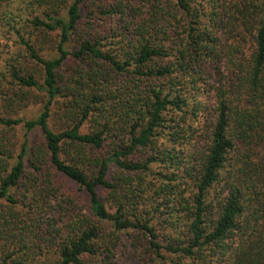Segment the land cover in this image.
Returning <instances> with one entry per match:
<instances>
[{
  "label": "trees",
  "instance_id": "16d2710c",
  "mask_svg": "<svg viewBox=\"0 0 264 264\" xmlns=\"http://www.w3.org/2000/svg\"><path fill=\"white\" fill-rule=\"evenodd\" d=\"M153 1L148 17L143 3L71 0L65 16L32 20L45 32L60 30L61 40L54 58H42L32 50L42 64L43 83L32 74H13L23 85L44 90L45 101L41 113L25 122L26 134L14 163L8 166L6 158H0L4 166L0 198L18 204L12 190L30 172L35 182H41L32 186L23 209L39 210L42 216L37 223L43 220L46 226L67 221L60 230L53 228L44 240L45 249L38 242L29 245L27 231L16 243L11 239L14 249L3 264H88L102 251L113 252L116 247L105 224L111 225L115 235L130 234L134 245L140 240L131 252L147 247L157 256L168 253L173 255L171 264H264V156L240 155L229 162L237 141L263 140L264 0H167L172 5L168 7L163 0ZM74 35L77 49L72 51L65 44ZM109 35L118 46H103L102 40ZM96 61L106 64L110 73L77 68ZM70 62L76 65L66 69ZM131 76L137 91L109 90L112 102L108 105L104 87L96 92L81 89L90 81L100 84L94 87H120L119 82ZM207 91L214 98L207 149L187 158L174 146L160 147V137L172 144L182 131L161 129L169 121L165 115L174 111L181 117L202 116L206 104L201 96ZM194 96L201 100L191 103ZM103 110L109 116L100 115L95 120L100 123L84 132L83 124ZM55 115L71 122L54 131L49 119ZM35 128L41 129L43 140L30 144L27 136ZM68 148L78 152L79 163L63 156ZM142 149H147V156L136 159ZM158 162L165 168L156 167ZM228 165L232 168L227 169ZM112 166L119 176L110 178ZM224 179L228 180L226 192L218 190ZM70 182L89 195L88 213L63 216L78 204L68 191ZM183 184L187 188L181 193L178 188ZM151 191V196L158 195L154 200L148 196ZM110 202L113 211L108 208ZM25 213L5 221L0 211V230L17 220L15 229L19 228ZM57 214L59 219L53 216ZM163 232L167 233L164 240ZM38 247L48 252L37 255ZM44 253L46 258L38 262Z\"/></svg>",
  "mask_w": 264,
  "mask_h": 264
},
{
  "label": "rangeland",
  "instance_id": "374dc122",
  "mask_svg": "<svg viewBox=\"0 0 264 264\" xmlns=\"http://www.w3.org/2000/svg\"><path fill=\"white\" fill-rule=\"evenodd\" d=\"M71 0H0V158H6V163L8 166H11L15 161V156L21 146V143L24 140L26 134L25 122L29 119L36 118L42 111V106L45 101V91L39 89L36 86H25L18 79L14 77V73L17 72L20 76H26L32 74L35 76L41 83L44 82L43 78V67L40 62L34 59L32 55V50L36 52L37 55L41 56L42 58H54L57 56V48L56 46L59 44L61 38L59 36L60 30H47L48 34L43 30L38 29L35 24L32 23V20L42 19L48 20V15L54 18L59 17L60 14L63 16L66 15V8L67 4ZM127 5L134 4L136 6H140L139 4H145L146 13L145 16H149V12L152 10V6L154 4L153 0H123ZM166 7L169 4L167 0H163ZM130 3V4H129ZM172 6V5H171ZM142 7V6H141ZM130 11V9H128ZM84 21L87 20L86 14L87 10L85 7L81 10ZM180 15V13H179ZM103 41V46H107L106 48L109 49L112 46H118L114 41H112V36L109 35ZM29 46L33 47V49L29 48ZM68 49L75 51L77 49V37L76 35L73 36V40L66 43ZM72 65H76V63L70 62L66 65V69L70 68ZM88 65V64H87ZM85 63L80 64L77 68H87L91 73L102 72V74L107 75L110 73V70L106 64L101 61L91 62L90 67H88ZM92 67L94 71L92 70ZM62 74L64 80L68 79L67 72L63 69ZM131 80H121L120 87L113 86L112 88H107L105 84L103 86L94 87L96 83L90 81L84 82V85L81 86V89L84 92H96L97 89L103 88V96L104 98L107 97L108 103L112 102V95L110 94L109 90L117 89L126 90L125 93L129 94L132 91H137L134 87L135 82L134 77H130ZM67 83V82H66ZM100 85V84H99ZM146 88V87H143ZM128 89V92H127ZM210 91L215 92V88H212ZM207 91L201 96V99L204 101L205 107L203 115H199V117L191 118L189 115L185 117L177 116V113L174 111L168 112L165 117L169 121H165L163 130H182L180 132L179 137L172 142V144L168 143L164 137H160L158 139V144L160 147L164 146H174L180 152L181 157L189 158V154L192 152H196L197 154L202 153L207 149L209 146L210 140V129L211 123L213 121L214 116L212 115L213 110V93ZM192 99L194 100H201L200 98L194 96L189 99L192 103ZM264 100V98H263ZM129 107V105H128ZM55 108V106H54ZM98 111V109H95ZM210 111V112H209ZM100 115L109 116L108 111H100L95 112L94 119L91 117L83 124L82 130L84 132L92 129L94 125L99 124L96 122V118ZM20 120L18 123H8L7 120ZM102 121H105L102 119ZM70 120H65V118H61L60 116H53L49 119V126L54 130L59 132L60 130L66 128L67 124H69ZM96 123V124H95ZM168 123V124H167ZM73 124V121H72ZM167 124V129H166ZM190 125V126H189ZM165 126V127H164ZM179 126V127H178ZM181 126V127H180ZM43 134L40 128H35L28 133L29 143L30 144H37L43 140ZM263 140L258 141L253 147L254 144H247L242 141H237L236 148L234 152L231 153V159L229 162L234 163V157L238 159L240 155H251L252 158H260L264 156V133H263ZM261 140V139H260ZM253 147V148H252ZM148 151L147 149H142L138 152V156L143 158L147 156ZM66 158L68 157L69 161L77 163L80 157H78V152H76L73 148H68V150L64 153ZM95 156V155H94ZM64 157V158H65ZM247 158V157H245ZM79 163V162H78ZM90 162L85 161L83 164L87 165V170L92 172L93 168L89 164ZM161 168H165L161 162H158V165ZM169 167V166H167ZM4 166H0V170H2ZM232 168L230 165L227 166V169ZM169 169V168H168ZM29 168L27 169V171ZM165 172H169L168 170H164ZM4 174L1 172L0 175ZM170 176H173L172 173H169ZM224 174V173H223ZM226 174V173H225ZM28 177L24 178L20 186L16 190H12L14 197L19 201L18 204H11L7 199L0 198V211L2 216L4 217L5 221L7 220H14L15 214H31L34 219L27 218L25 214L22 218V223L18 226L19 228L15 227L19 224L17 222L12 223L10 225L1 226L0 236V264H3V258L10 252V250L14 249L13 240L25 234L27 236L26 240H28L29 245H33L34 243H40L46 247V243L44 240H47L50 233L54 232V227L60 230L62 224L67 221H51L53 226H46L47 224L41 220L37 223V221L41 218L42 214L39 210H35L34 213H31L32 210L28 207L23 209L24 202L31 196L32 186L36 185V183L41 182L38 180L35 182V177H33L32 173L27 174ZM110 178L114 176H119L120 171L115 167L112 166L110 172ZM54 176V175H53ZM63 180V176H54ZM227 179L222 180L221 183L218 184V190H222L226 192V184ZM175 183V181H172ZM69 192H73L78 204H76L75 211H69L63 214V216L71 217L75 216L74 214H80L81 212L88 213L87 205L89 201V195L87 192L79 189V187L70 182L68 183ZM183 188H187L186 184H183L178 188V190L182 193ZM192 190L189 189L186 191V194H190ZM98 192H102L101 188H98ZM151 193L148 195L150 200L158 195L154 194L151 196ZM151 196V197H150ZM110 205L108 208L110 211L111 206H113V202L109 203ZM69 207H74L69 205ZM29 210V211H27ZM44 214V213H43ZM71 214V216L69 215ZM83 214V213H81ZM55 219L60 218V214L53 215ZM64 218V217H62ZM33 221V222H32ZM31 223V225H30ZM51 223V224H52ZM107 223V222H106ZM28 226H26V225ZM28 228V230H27ZM106 233L112 234L113 238L116 239V247L113 252H101V254L93 259H89L88 264H171V260L173 259V255L164 253L159 254L158 256L156 253L152 252L147 247H139L136 250L138 253L131 252L134 250V241H136L130 234L125 232L117 233L118 235L113 234V228L110 224H105L103 226ZM24 233H20V232ZM46 232H49L47 234ZM14 237L12 238V235ZM59 234V233H58ZM164 235V237L162 236ZM167 233L163 232L160 235L161 239H165L167 237ZM11 241V242H10ZM16 243V242H15ZM137 244L139 246L140 240H137ZM137 246V247H138ZM7 249V250H6ZM41 247L36 248L35 254L39 255L40 252H48L47 250L44 251ZM103 249V248H102ZM6 250V251H5ZM53 248L50 250L52 251ZM49 251V252H50ZM137 254V255H136ZM48 255L54 256L53 252H50ZM46 254L44 253L41 257H37L38 262H43L44 258H46ZM49 258V257H48ZM172 258V259H171ZM179 261V258H177ZM183 264V262H182Z\"/></svg>",
  "mask_w": 264,
  "mask_h": 264
}]
</instances>
